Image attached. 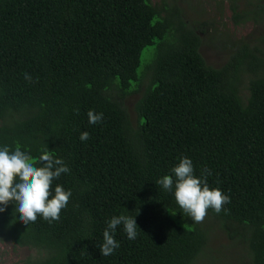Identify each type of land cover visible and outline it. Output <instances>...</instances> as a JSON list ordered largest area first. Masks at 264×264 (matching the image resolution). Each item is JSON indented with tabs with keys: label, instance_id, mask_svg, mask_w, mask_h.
Listing matches in <instances>:
<instances>
[{
	"label": "trees",
	"instance_id": "trees-1",
	"mask_svg": "<svg viewBox=\"0 0 264 264\" xmlns=\"http://www.w3.org/2000/svg\"><path fill=\"white\" fill-rule=\"evenodd\" d=\"M230 1L235 26H264L261 0L241 13ZM201 32L151 0H0V145L32 157L47 149L69 169L51 187L71 191L58 221L24 224L14 203L0 213V243L40 254L21 264H191L203 226L156 183L181 157L230 198L206 214L246 245L248 264H264V48L236 45L213 68L198 52ZM144 73L132 125L123 100ZM116 215L134 216L137 237L117 226L119 247L100 255Z\"/></svg>",
	"mask_w": 264,
	"mask_h": 264
},
{
	"label": "clouds",
	"instance_id": "clouds-1",
	"mask_svg": "<svg viewBox=\"0 0 264 264\" xmlns=\"http://www.w3.org/2000/svg\"><path fill=\"white\" fill-rule=\"evenodd\" d=\"M25 79H29L27 74ZM87 119L89 124H97L102 120V113L90 110ZM79 139L86 141L88 133L81 132ZM37 160L41 166H36L34 161ZM170 171L171 175H164L156 183L165 192H172L177 206L192 221H203L208 209L219 214L222 206L229 203L228 195L218 188L210 189L204 178L194 175L190 158H179ZM68 172L64 161L51 155L47 149L38 157H32L29 151L22 150L19 145L12 149L0 145V213L14 203L17 218L24 224L35 222L37 216L49 223L58 221L71 191L64 190L58 184L54 188L51 186L53 180ZM120 225L128 240L136 239L138 227L134 216H113L107 221L102 233V243L98 246L100 255H111L119 247L114 236Z\"/></svg>",
	"mask_w": 264,
	"mask_h": 264
},
{
	"label": "rangeland",
	"instance_id": "rangeland-1",
	"mask_svg": "<svg viewBox=\"0 0 264 264\" xmlns=\"http://www.w3.org/2000/svg\"><path fill=\"white\" fill-rule=\"evenodd\" d=\"M230 0H151L160 10L161 17L170 12H178V17L187 27L198 34L201 44L198 52L206 65L213 68L221 67L236 45L247 44L264 48V26L255 21H248L235 26L232 22ZM237 10L250 8V0H235ZM264 5V0L260 1ZM153 52V46H148L141 54V64ZM140 70V68H139ZM244 75L241 85V95H247V79ZM149 80L148 73H144L138 92H131L123 100L132 125L136 123L134 105L140 97L143 88ZM206 234V244L202 252L191 264H248L249 254L246 245L236 238H231L227 229L223 228L220 220L206 214L203 221L198 222ZM231 227H238L232 222ZM39 252L26 247H17L10 242L0 243V264H21L26 258L39 257Z\"/></svg>",
	"mask_w": 264,
	"mask_h": 264
}]
</instances>
